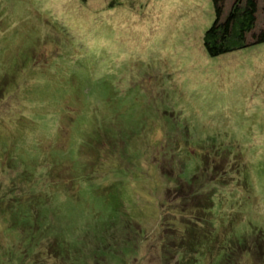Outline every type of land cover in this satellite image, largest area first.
Wrapping results in <instances>:
<instances>
[{
  "label": "rangeland",
  "instance_id": "rangeland-1",
  "mask_svg": "<svg viewBox=\"0 0 264 264\" xmlns=\"http://www.w3.org/2000/svg\"><path fill=\"white\" fill-rule=\"evenodd\" d=\"M213 19L211 0H0V183L22 191L0 264L66 263L37 258L42 232L86 264H175L185 224L212 233L200 264H264V42L209 56Z\"/></svg>",
  "mask_w": 264,
  "mask_h": 264
},
{
  "label": "trees",
  "instance_id": "trees-1",
  "mask_svg": "<svg viewBox=\"0 0 264 264\" xmlns=\"http://www.w3.org/2000/svg\"><path fill=\"white\" fill-rule=\"evenodd\" d=\"M213 5V11H214V19L210 26L204 31L203 38H202V44L205 52L209 56H218L227 52H231L234 50H238L241 48H244L249 45L263 43L264 42V18L262 21V24L257 27V14L259 10V1L258 0H232L229 8L225 10V0H211ZM264 7V5H263ZM5 93L4 86L0 90V97H2L1 94ZM206 158L202 157V161ZM198 167V166H197ZM201 169V168H200ZM207 169V166L205 167ZM202 170V169H201ZM215 170V168H214ZM203 171V170H202ZM196 174V172H195ZM195 174H192L195 175ZM178 179H176L177 181ZM180 181V180H178ZM177 184V182H175ZM19 184L11 179L9 180V183H0L1 188V196H0V210H6L9 207H12V210H14V207L16 206L19 198H17L18 194H22L21 189L19 190ZM176 187V186H175ZM184 187V186H183ZM181 185H177V188L174 190V199L176 198H184L186 196V193H184V189ZM4 194L7 196H10L9 198L1 199L4 197ZM38 195V192H37ZM167 195H170V191H168ZM213 195H211L208 199L210 201V205H204L201 208L207 209L204 214L201 213L202 216H204L201 221H196L195 223L200 222L199 224H202L203 226H207V218L206 215H209L208 212L210 208L213 207L212 203H214V200L212 199ZM37 197V196H36ZM212 197V198H211ZM37 198H41V200L44 203H49L50 199L49 196H38ZM36 198V199H37ZM46 199V200H45ZM167 200V199H166ZM38 204V202H32L30 208L32 210H38L37 207H35ZM164 205V204H163ZM5 206V207H4ZM197 211V210H194ZM202 211V210H200ZM173 223V222H172ZM38 229V227H35ZM176 231L179 232V235L175 238L177 239V242L175 245H179L177 251V255L174 254V256H177V260L175 264H200L199 261H201L202 253L206 248H208L207 252L212 253V247L210 246V239L212 233L210 230H206L203 232V235L199 236V239H194L193 241L190 240L191 232L194 230L189 226V224H185L182 228L176 229ZM187 233V234H185ZM185 234V235H184ZM188 238L187 241H189L191 244L188 247L184 246V241ZM168 242L172 243V240H169L167 237ZM164 241V240H162ZM58 242L57 239L50 240L47 236L44 235V233H40L38 240L36 241V251H37V258H40V255L44 256H52L50 257L51 260H58L60 259L59 255H56V253L61 250V257L64 258V260L67 259V261L75 262L79 264H86L85 259H83L81 253H83V249L76 248L78 251L74 249L66 250L59 248V245H54ZM243 242V241H242ZM241 244V242H238ZM129 249V253H136L134 249L131 248V246H127ZM124 247V248H127ZM260 247V250L264 248L263 245L259 244L257 248ZM183 248V250H180ZM193 248L194 252L193 255H189L188 249ZM223 248V249H222ZM54 250L53 252L51 250ZM219 249L224 250V246L222 244V247H219ZM243 249H251V247L245 246ZM56 250V253H55ZM169 249L167 247H164V251H168ZM201 250V251H199ZM133 251V252H132ZM199 251V256L195 257V253ZM225 251V250H224ZM80 252V254H79ZM262 253V251H260ZM58 254V253H57ZM222 254H214L212 258L209 260V263H212L213 261L218 260L222 257ZM90 255L92 258H94L92 249ZM166 253H163V257H167ZM173 256V257H174ZM58 258V259H57ZM166 259V258H165ZM170 259V258H169ZM63 261L62 264H69ZM126 262V261H125ZM33 264V263H31ZM162 264H171L170 260H164ZM218 264H231L230 260H225L223 263L220 262Z\"/></svg>",
  "mask_w": 264,
  "mask_h": 264
}]
</instances>
